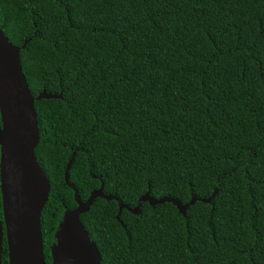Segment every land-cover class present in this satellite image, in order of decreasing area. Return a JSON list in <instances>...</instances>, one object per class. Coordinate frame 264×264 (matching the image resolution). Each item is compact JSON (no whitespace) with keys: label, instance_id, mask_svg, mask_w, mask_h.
<instances>
[{"label":"trees","instance_id":"16d2710c","mask_svg":"<svg viewBox=\"0 0 264 264\" xmlns=\"http://www.w3.org/2000/svg\"><path fill=\"white\" fill-rule=\"evenodd\" d=\"M0 29L33 96L63 95L35 101L46 264L69 161L82 201L187 206L96 199L101 264H264V0H0Z\"/></svg>","mask_w":264,"mask_h":264},{"label":"water","instance_id":"95a60500","mask_svg":"<svg viewBox=\"0 0 264 264\" xmlns=\"http://www.w3.org/2000/svg\"><path fill=\"white\" fill-rule=\"evenodd\" d=\"M26 45L27 42L22 47L14 46L0 29V264H3L5 237L8 264H46L41 215L49 200L51 184L35 155L40 143L35 101L62 99L63 95L44 90L33 96L20 56ZM71 167L69 161L65 181L74 190L77 207L65 214L56 233L52 264H101L100 251L81 221V216L98 198L117 201L119 215L124 209L140 214L144 203L151 206L174 203L183 213L187 208L174 198L155 199L149 192L131 208L119 197L105 194L104 184L87 201H82L78 190L69 183Z\"/></svg>","mask_w":264,"mask_h":264},{"label":"flooded vegetation","instance_id":"af4514ba","mask_svg":"<svg viewBox=\"0 0 264 264\" xmlns=\"http://www.w3.org/2000/svg\"><path fill=\"white\" fill-rule=\"evenodd\" d=\"M55 243H52V245L50 246V252H52V246L54 245ZM52 264V262H51Z\"/></svg>","mask_w":264,"mask_h":264}]
</instances>
